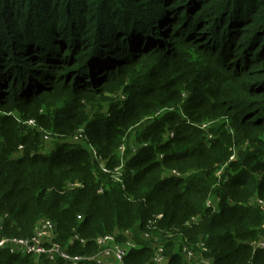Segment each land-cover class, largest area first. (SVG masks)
Segmentation results:
<instances>
[{"label": "trees", "instance_id": "trees-1", "mask_svg": "<svg viewBox=\"0 0 264 264\" xmlns=\"http://www.w3.org/2000/svg\"><path fill=\"white\" fill-rule=\"evenodd\" d=\"M108 88L128 97L108 114L84 104ZM207 111L230 132L218 120L208 140ZM140 120L127 144L121 126ZM260 200L264 0H0L1 236L50 220L76 264H106L96 239L126 231L141 249L125 264H154L160 243L170 264H188L184 245L211 264H264ZM0 264L34 258L0 250Z\"/></svg>", "mask_w": 264, "mask_h": 264}, {"label": "built area", "instance_id": "built-area-1", "mask_svg": "<svg viewBox=\"0 0 264 264\" xmlns=\"http://www.w3.org/2000/svg\"><path fill=\"white\" fill-rule=\"evenodd\" d=\"M80 135H82L83 137L82 132L80 133ZM161 217L162 215L158 216V218ZM193 220L195 221L196 218H194ZM129 234V231L125 232L124 236L127 239L122 242L118 241V234H107L98 237L96 240L100 246V251L97 255H94L93 258H104L103 260L98 259L99 263L105 261L106 264H125L124 260L129 254H132L133 251H138L141 249V246L135 243L133 241V238H131ZM54 237L55 232L52 221L43 220L36 227L33 236H31L30 238L0 236V250H8L11 253L28 254L34 258V264H40V259L44 258L45 256L50 261H56L57 257L60 256L64 260L72 261L73 264H76L78 260L80 261L82 259L79 256H70L59 243L54 241ZM144 237L150 238L152 236L149 233H145ZM207 237L208 236H206L205 238ZM154 238L158 240L157 237ZM253 245L256 249H264V240H260L259 242L253 243ZM198 247H200L201 250L204 252L208 251L206 243L203 239H201L200 243H198ZM198 247L197 249H199ZM182 252L186 256H188L189 259H194V256H200L205 259L202 254H198L194 250L190 249V247L187 245L183 246ZM185 260L188 262V264H190L188 259L185 258ZM205 260L209 261L207 264H211L210 260ZM152 262L154 264H170L169 256L165 254L164 245L162 243L158 244Z\"/></svg>", "mask_w": 264, "mask_h": 264}, {"label": "rangeland", "instance_id": "rangeland-1", "mask_svg": "<svg viewBox=\"0 0 264 264\" xmlns=\"http://www.w3.org/2000/svg\"><path fill=\"white\" fill-rule=\"evenodd\" d=\"M195 57H196V55L194 56V58L192 57L193 60L195 59ZM112 89L113 88H108V90H106V91H103L101 89L99 92H95V93L91 94V96H89V98L87 100H85V101H83V99H80V102H82V101L85 102L84 104H87V106H88V108L90 110L92 109L93 111H102V112H105L106 114H108L112 110L113 107L120 106L121 104L124 103V100L128 97V94H125V92H122V90L119 91V92L113 93ZM81 96L82 95H80V97ZM32 109H33V107H30L27 110L31 111ZM163 110H161V113L159 114L160 117L162 115V112H165L166 111V110H164V111ZM167 113L168 112H165L164 115H166ZM4 114H6V112H4ZM154 114H157V113L153 112V113H151V115H149V116L146 117V119L150 121L148 124L152 123L154 119H157L158 118V116H156V115L154 116ZM205 114L212 115V116H215L216 117L215 119H209L208 121L203 122L204 124H201V126H200L201 128H204L203 131L207 132V139L208 140H212L214 138V135L211 132H209V129L213 128L216 125V122L218 120L223 121L225 130H227V131L230 132L229 127L226 126V122L224 120V118L226 117V115H224L223 113H219L218 114V113L210 112V111L205 112ZM182 117L186 121L188 119L190 120V122H191V120L193 121V118L190 117L188 114H185V115L182 114ZM23 122H25L26 124H28L31 127H34L36 125V121L35 120H31V119L30 120L28 119L26 121L23 120ZM141 123H142V121L140 120L138 122V124H136L135 126H132V125L131 126L130 125L129 126H127V125L126 126H121L123 128V130H125V133L126 134H125V138L124 139H126L127 144L130 143L129 142L130 133H132L133 141L135 143H140L139 140H136L134 138L135 134H134V132L132 130L136 126L140 125ZM199 123H201V122H199ZM81 132H82V130H80V132H78L77 134H75L74 136H72L73 139H74V141H80V140L87 141V138L84 137V135H83V137H82V135H80ZM169 135L171 137H173L172 131L165 134L166 137H169ZM51 139H53V138L51 137ZM145 141H143V142H145ZM50 143L52 144V141L50 140L49 137H44L43 138V147H44V145H46V149L50 148V146H51ZM137 145L139 147V144H137ZM89 146L91 147L92 150H94L93 148H95V147H94L93 144H89ZM178 149H179V147H177V144H176V147H175L174 151H176ZM240 149H242L243 153L245 154L248 150L251 149L250 143L249 144L248 143L241 144L240 145ZM124 151H125V148L122 150V152H124ZM94 152H95V150H94ZM234 153H235V155H234L233 159L230 160V162L231 161H235V160L237 161L240 158V155L237 154L236 149H234ZM226 165L220 166V169L218 170V172L216 174V176L218 175L219 180H221V177H220L221 172L220 171H223ZM174 174H178V173H173V175ZM255 197H256V195H255ZM214 204H215V199L212 196L207 197L206 205L207 206H209V205L211 206V205H214ZM259 205L264 206V201L263 200H260ZM0 236H1V234H0ZM128 239H129V237H128ZM261 240H264V237ZM190 249H192V248L190 247ZM182 255L186 259H188V261H189L190 264H207L209 262V261L203 259L200 256L199 257H195L194 256V259H189L188 256H186L183 252H182ZM100 259H102V257H100Z\"/></svg>", "mask_w": 264, "mask_h": 264}]
</instances>
